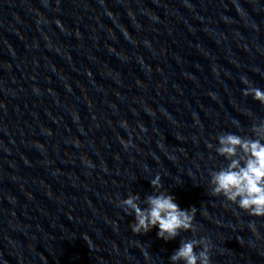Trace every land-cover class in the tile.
<instances>
[{"label": "clouds", "instance_id": "9594fccd", "mask_svg": "<svg viewBox=\"0 0 264 264\" xmlns=\"http://www.w3.org/2000/svg\"><path fill=\"white\" fill-rule=\"evenodd\" d=\"M245 84L249 83L246 79ZM244 95H252L253 98L264 104V91L251 86L244 91ZM253 132L257 139H243L242 137L228 133L218 137L219 145L216 150L220 155L229 159L237 155V148L242 149L240 160L231 159L226 170L212 173L210 194L226 198L229 202L236 203L238 207L249 215L264 217V125H253ZM125 147L130 142L121 141ZM241 160L244 161L241 166ZM154 189L162 187L160 175L157 174L151 181ZM138 195H128L121 200L120 206L130 215L134 214V222L131 229L134 233H146L153 227L159 230L157 236L169 241L175 239L180 231H193V220L196 208L181 209L174 197L161 191H156L146 197L145 206H141ZM253 231H255L254 226ZM85 239H88L85 237ZM197 245H202L199 253L194 251ZM209 244L206 239L190 240L184 242L171 256L173 264L183 260L185 264H210Z\"/></svg>", "mask_w": 264, "mask_h": 264}]
</instances>
